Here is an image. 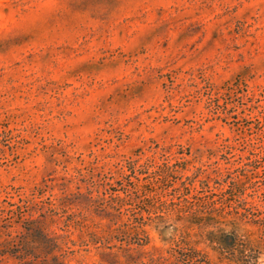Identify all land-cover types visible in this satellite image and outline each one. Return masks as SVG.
Instances as JSON below:
<instances>
[{"label":"rangeland","instance_id":"374dc122","mask_svg":"<svg viewBox=\"0 0 264 264\" xmlns=\"http://www.w3.org/2000/svg\"><path fill=\"white\" fill-rule=\"evenodd\" d=\"M62 192L64 264H264V0H0V213Z\"/></svg>","mask_w":264,"mask_h":264},{"label":"trees","instance_id":"16d2710c","mask_svg":"<svg viewBox=\"0 0 264 264\" xmlns=\"http://www.w3.org/2000/svg\"><path fill=\"white\" fill-rule=\"evenodd\" d=\"M36 191L39 195H42L45 187L37 188ZM73 195V193L62 192L61 195L55 197L53 200L50 196L45 199L41 198L38 201L23 200L22 204H17L14 208L2 210L0 213V221H3V226L7 228L15 222L20 225V229H17L14 234L11 232L5 233L7 238L0 242V257L10 256L18 259L21 264H34L33 258L38 257V252L35 251L39 247L44 251L46 257L51 255L54 261L53 264H64V259L69 252H72L68 246V243L72 241L70 239L66 240L68 237L66 233L48 231L45 223L39 219V216H43L42 208L44 202L51 208L50 211L54 212L57 208L65 211ZM77 195H80V193H77ZM40 203V213L37 217L28 213L29 205L36 206ZM111 206L113 209H117L115 205ZM139 212L133 214L135 222L137 220H143L141 216H135ZM110 222L113 224L107 225V229L105 230L106 235L100 232L86 230L84 235L88 238L84 239L82 244L87 245L90 242L94 244L101 243L102 245H106L107 248H110L107 244L113 238L117 237V235L126 234L127 236L140 227L139 225L130 223L115 226L117 224L116 222L113 220ZM67 226L69 225L65 223L60 230L64 232L68 231ZM85 227L87 228L88 226L85 225ZM194 253L189 250L176 248L169 251L170 257H165L164 259L167 261L166 264H201L204 259L198 258ZM100 256V264H104V262L109 263L110 261L106 259L107 257L116 259V255L112 254V252H102ZM41 264L49 263L44 261Z\"/></svg>","mask_w":264,"mask_h":264}]
</instances>
